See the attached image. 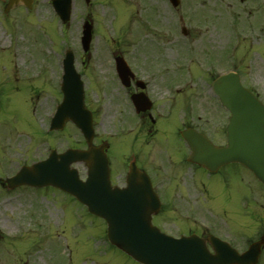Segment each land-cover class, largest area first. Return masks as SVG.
Wrapping results in <instances>:
<instances>
[{"label": "rangeland", "instance_id": "obj_1", "mask_svg": "<svg viewBox=\"0 0 264 264\" xmlns=\"http://www.w3.org/2000/svg\"><path fill=\"white\" fill-rule=\"evenodd\" d=\"M51 1L36 0L32 11L22 7L12 9L10 15H5L4 7L0 5V33L7 38L6 42L0 41V89L4 94V111L0 113V119L5 128L15 130L12 117H19L26 134L21 137L25 145L20 149L23 153L27 150L29 154H38L35 144L30 141L44 133V118L63 99L58 66L61 45L67 37L76 53H83L80 36L86 19H90L94 27L92 58L83 79L86 102L96 117L97 141L114 135L110 157L117 166L123 167L127 156L136 153L137 147L130 135L116 132L118 129L126 132L132 123L128 118H133L127 97L113 78V59L109 51L127 56L130 65L141 75L153 74L151 92L158 105L164 104L165 108L169 107L165 98L170 97L171 109L174 108L170 110L173 123L178 118L180 122L184 120L180 118L184 111L179 107L186 100L192 101L187 103L188 113L209 109L205 106L210 103L205 95L210 93L209 77L227 69L232 62L238 64L247 80L262 74L261 83H264V57L258 52V45L263 44L264 39L255 26H250L249 19L253 20L257 10L246 2L248 0H181L178 9H174L169 0H90L88 5L85 0H73L69 26L61 23ZM63 27L67 29L66 34L62 33ZM182 27L188 29V37L182 34ZM250 44L256 51L247 54ZM245 58L257 62L256 68L253 63L248 64L250 68L244 67ZM213 59L218 61L217 67L211 64ZM169 85L171 93L168 92ZM179 86L185 87L180 97L172 93ZM73 135L74 144H85L77 128ZM157 139L150 138V145ZM169 139L179 143L178 135ZM66 141V135L59 134L58 145L61 142L63 147ZM15 148L17 151L8 144L0 147V177L15 170L14 158L20 156L19 148ZM166 149L170 153L173 151L162 145L156 153L152 149L148 156L155 164H164ZM40 152H43V146ZM76 167L82 178H86V168L80 164ZM157 168L154 169L156 173L164 174L160 167ZM167 168L172 169V166L168 163ZM262 204L264 206V202ZM68 211L75 232L88 223L104 225L54 188H27L24 193L18 190L10 194L0 189V229L6 235L0 242V264H22L20 261L29 254H33L35 264H70V252H66L69 245L67 228L60 230L63 215ZM259 212L258 217H262L264 214ZM65 218L70 219L69 215ZM35 221L40 234L32 231ZM260 223L263 224L258 221L251 226L263 227ZM36 239H39L38 247L34 249ZM77 248L74 246V253L79 251Z\"/></svg>", "mask_w": 264, "mask_h": 264}, {"label": "flooded vegetation", "instance_id": "obj_2", "mask_svg": "<svg viewBox=\"0 0 264 264\" xmlns=\"http://www.w3.org/2000/svg\"><path fill=\"white\" fill-rule=\"evenodd\" d=\"M8 2L9 0H0V5L4 6ZM246 2L251 3L254 6L253 8H256L257 11L255 13L258 15L256 17L255 14L253 20L249 19L250 26H255V29L262 33L264 39V0H248ZM34 5L35 1L33 2ZM22 6H25L24 2L19 1L13 8ZM262 43L260 42L258 45V52L264 57V40ZM249 48L251 49L247 51V54L256 51L251 44ZM119 55L120 53L117 54V56ZM91 58L92 54L88 53L77 60L82 66L80 73L83 78L85 76L84 69L86 71L89 70ZM251 63L256 68L257 62L248 58L244 59V67L248 66L250 68L248 64ZM211 64L217 67L218 61L213 59ZM131 68L134 73L131 86L123 88L129 98L132 95L137 97V105L133 104L132 100L130 103V114L134 120L130 116L128 118V120L132 121L129 126L137 132V134L135 133L132 136V140L137 147L136 153H131V156H133V160L142 170L147 171V167L152 169L147 173L162 201L160 212L153 218L154 224L163 232L175 237L198 235L206 241L211 252H214L210 243L212 237H217L228 243L240 254L247 252L254 242L264 239V215L258 217L259 211L264 214V206L262 204L264 202V186L242 165H228L220 168L217 172H210L197 164L190 163L188 160L190 152H188L183 139L179 137V143L169 139L170 135L172 136L173 133L178 134L181 131L179 126H177V122L173 123L171 119L170 110H172L173 103L170 104V97L165 98L169 105L168 108H165L164 104L158 105L155 94L153 95L151 92L155 79L153 74L141 75L135 67L131 66ZM219 75L220 73L217 72L213 77L211 76L212 79L209 77L210 93L208 95L205 93L210 100V103H205V106H209V109L201 108L199 110L200 113H188L189 111L186 109L188 108L187 103H192V101L188 102L186 100L179 107L180 111L185 112H182V119L184 120L179 123L184 129H197L208 136L214 143L216 141L215 137H220L221 141H216L217 143L215 144L223 145L226 142V129L230 113L224 112L220 108L218 96L212 90V83ZM262 80V74H255L250 78L248 77V80L242 75L243 85L258 100L264 103V88L261 87V85L264 86V83H261ZM206 82L208 83V81ZM184 88L181 89L179 86L172 93L180 97L185 92ZM168 92L171 93L170 85L168 86ZM2 97L3 93L0 90V100H2ZM180 99H177V101ZM190 106L193 105L191 104ZM2 111H4V108L0 106V112ZM12 122V128H15V130L5 128L0 119V147L2 148L5 144H8L14 151H17L15 147L19 148L17 153L20 156L14 158L16 166L21 167L33 161L44 159L45 151L48 147L57 149L60 152L74 147V125L68 122L63 130H67L66 137L68 142H65V146L61 147V142L58 145L59 132L43 133L30 141L34 142L35 150L38 154L31 155L27 150L23 153L20 151V149L22 150L25 147L21 139V137L24 138L23 134H25L23 126L19 121V117H12ZM175 126L176 130L173 129ZM155 137L158 139L153 145H150V138ZM180 142L183 144H180ZM162 145L166 148H172L173 151L170 153L169 149H166L165 163L157 165L148 155H150L152 149L153 153H156V149ZM42 146L43 152H40ZM28 148L31 149L29 145ZM3 155L5 156V154ZM168 163L172 166V169L167 168ZM157 166L160 167L164 174H158L154 171ZM158 170L159 168H157ZM124 177L125 175L119 169L115 168V166L112 168V180L115 184L123 185ZM253 183L254 186H252ZM251 204H253V210H251ZM68 213L64 215L63 225L64 228H67L66 232L69 235V245L67 247L70 249L71 257L76 263L138 264L108 243L103 228L82 226L80 231L75 232L72 228L71 216H69V221L65 218ZM252 221L263 222V227L252 228ZM66 232L63 233L66 234ZM74 246H78L77 249L79 251L76 253L73 251ZM88 260L90 263H87ZM263 261L264 245L261 249L258 264H262ZM28 263L35 264L34 260L24 264Z\"/></svg>", "mask_w": 264, "mask_h": 264}, {"label": "water", "instance_id": "obj_3", "mask_svg": "<svg viewBox=\"0 0 264 264\" xmlns=\"http://www.w3.org/2000/svg\"><path fill=\"white\" fill-rule=\"evenodd\" d=\"M171 2L174 6L179 5V0ZM53 4L62 20L67 22L72 0H54ZM91 39L92 26L89 24L84 37L85 50ZM65 69V98L57 119L71 118L90 147L88 150H70L63 155L53 153L48 160L24 167L15 177L7 179V187L52 185L74 195L90 212L106 220L109 240L113 244L144 264H255L259 254L257 244L249 253L237 256L229 248L213 243L217 254L212 255L200 240H179L160 233L151 222L152 214L159 209L158 199L147 176L136 165L130 167L127 188L120 190L111 185L106 154L108 145L94 147L91 144L94 136L92 115L84 103V89L75 74L72 52L68 53ZM118 69L128 80V68L119 62ZM214 90L233 114L228 127V144L217 147L193 129L184 131L182 135L193 152L191 160L209 170L238 162L264 183V105L242 87L237 75L221 77ZM74 163L87 166L86 181L81 180L78 170L71 167Z\"/></svg>", "mask_w": 264, "mask_h": 264}, {"label": "bare ground", "instance_id": "obj_4", "mask_svg": "<svg viewBox=\"0 0 264 264\" xmlns=\"http://www.w3.org/2000/svg\"><path fill=\"white\" fill-rule=\"evenodd\" d=\"M0 41H4V42L7 41V38H6L5 35L2 34V33H0Z\"/></svg>", "mask_w": 264, "mask_h": 264}]
</instances>
